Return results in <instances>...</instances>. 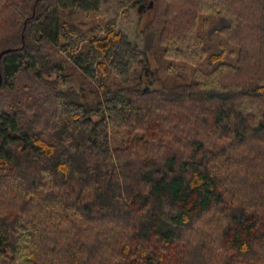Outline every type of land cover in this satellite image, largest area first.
Here are the masks:
<instances>
[{"label":"trees","instance_id":"trees-1","mask_svg":"<svg viewBox=\"0 0 264 264\" xmlns=\"http://www.w3.org/2000/svg\"><path fill=\"white\" fill-rule=\"evenodd\" d=\"M7 48L0 264H264V0H0Z\"/></svg>","mask_w":264,"mask_h":264},{"label":"rangeland","instance_id":"rangeland-1","mask_svg":"<svg viewBox=\"0 0 264 264\" xmlns=\"http://www.w3.org/2000/svg\"><path fill=\"white\" fill-rule=\"evenodd\" d=\"M144 1L148 2L151 0ZM152 15L153 11L148 6L132 8L119 18L117 27L126 32L132 41H135L141 47H144L145 44H149L148 42L152 38L153 28L149 24V20L152 18ZM149 58L151 60L152 67L158 65L154 52L150 51ZM177 64L181 66L180 70L172 74H162V78H168L171 83L186 82L191 73L190 65L183 61H180ZM80 80L81 75L79 72H76L74 75L70 76L62 84V86L68 90L77 89L79 88ZM89 96L90 95L87 93L86 97L89 98ZM86 97L84 96V98Z\"/></svg>","mask_w":264,"mask_h":264},{"label":"water","instance_id":"water-1","mask_svg":"<svg viewBox=\"0 0 264 264\" xmlns=\"http://www.w3.org/2000/svg\"><path fill=\"white\" fill-rule=\"evenodd\" d=\"M8 50H10V48H7V49L2 50L0 54L4 53L5 51H8ZM1 82H2V77L0 75V85H1Z\"/></svg>","mask_w":264,"mask_h":264}]
</instances>
